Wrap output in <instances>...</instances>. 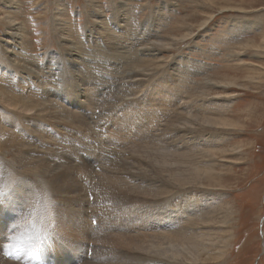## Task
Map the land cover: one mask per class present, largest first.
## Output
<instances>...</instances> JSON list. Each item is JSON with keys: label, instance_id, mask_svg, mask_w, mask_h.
<instances>
[{"label": "bare ground", "instance_id": "6f19581e", "mask_svg": "<svg viewBox=\"0 0 264 264\" xmlns=\"http://www.w3.org/2000/svg\"><path fill=\"white\" fill-rule=\"evenodd\" d=\"M8 3L14 4V0H7L2 4L4 5ZM94 3L92 4L93 6H95ZM230 6L232 5L224 4L221 8L224 9L225 7ZM128 12L129 11L125 8L124 4L121 5V7L116 8L111 17L106 18L103 17L100 10H93L90 16L95 18V21L89 22L91 23V28L84 31V37L90 43L96 42L97 40L94 32L98 31L99 35L102 34V36H100L101 39L110 42V40H113L116 36L109 29L107 24L109 26L112 24L115 26L117 23H129L130 18L128 17V22L126 20L127 15L129 16ZM18 15L17 11L14 12L12 10L0 12L2 23H4L5 20L9 22L10 28L7 27V33L5 34L6 39H4L7 45L4 46V50L10 53L11 56H7L10 61L7 60L8 63L5 60V56L0 52V58L4 59L3 62L5 63L3 65L5 71L0 73V162H2V165H0V183L15 178L20 181L21 186L26 188L27 192H29V196L28 198H25L18 192H12L6 202L0 204V261L2 258H6L7 264H34V261L26 255V251L30 244L29 237L32 234V229L30 227H24L21 231L20 229L13 231L10 218L12 217L11 211H13L15 207H19L18 205L23 198L24 200L28 199L29 202L34 204L32 188L34 186L39 187L41 184L47 186L48 193L52 201L55 203L58 202L56 201L57 198H55V196L58 197V193H62L63 191L69 193H66L67 195H61L66 205L56 203V216L50 217L53 204L49 209L46 202L41 199L39 204L36 205L35 215L32 216V220H29L35 222L37 228H39L41 232L47 231L50 233V239L42 241L41 246L36 250L41 258V262L46 261L51 262L52 264H74L76 261H81L83 264H100L102 262L116 260L115 264H171L168 259L173 258H160L148 255L147 253H157L162 256H169V252L171 251L169 250L170 246L171 249L174 250L177 248V243L194 246L198 249V252L201 253V256L207 255L208 259L215 258L222 261L226 258L228 251H230V238L232 237H226L224 232L231 235L234 223L233 219L230 218L227 207H223L219 214L214 215V218L208 220L209 217L206 216L208 211L203 207V202L205 201V199H203L205 198L204 192L201 194L197 190H192L191 193L184 196L179 191H174L172 194L162 197L159 202L150 201L146 196L154 191V183L160 187V189L154 193L156 194L155 196H163L177 185H192L193 182H196L197 187L201 189H204L203 186L205 185V181L211 187L222 184L223 180L227 177L224 167L230 168V164L233 163V161H230L233 160L231 159V155H239L238 153L242 151H237L236 149L241 146L231 143L227 145L228 147H224L227 142H230L232 133L222 134V132H219V135L221 136L217 141L211 136H208L205 138V141L202 142V139L200 138L206 136L204 134H198L199 132L197 131L202 130L206 126L215 127L214 129L218 130H238L237 126L239 124L236 123L237 120H232V117L227 115H219L227 113L224 110L229 107V103L231 102H233L232 104L234 105L232 111H235V109H237V102L235 103V96H223V99L229 100H222V97L216 99H210V96L207 98L203 97L207 92L205 85L210 89V86L207 85L214 84L215 86L218 82L222 84L223 89H226V87L233 86L234 84L239 86H242L243 84H238V82L234 81L233 76L230 77L229 74H223L221 76L222 79H219L216 83L210 84L211 81L207 76L206 83L199 82V90L197 89L199 93L196 95L197 97L193 96L194 102L192 104L190 103L191 106H189L190 104L184 105V103H180V99L178 98L179 94L176 95L174 89L181 90V88L187 84V79L190 78L188 75L191 76L190 74L196 73L193 68H191L196 62L190 67L188 66L190 65L189 61H182L180 67H174V70L171 66L165 65L164 70L167 68V75L163 77L164 84L160 85L164 100H156V102L164 104L165 108L160 110L154 105L147 106L150 102L148 97L136 100L134 103L140 104L139 111L146 113V116L141 118L144 125H141L142 123L140 124L138 122V119L135 118L136 116L133 118L130 117L131 119H129V121L132 125L124 122L119 133L116 132L118 138L125 141H133L135 143L130 146V142H127V144L120 149L114 147L110 150L107 148L109 146H104L106 141H102L101 133L96 130L97 126H101L99 121L94 119V116L98 117L100 112V108H97L98 102H102L101 108H103V113L105 108L112 104L115 99L121 101L127 99V97H121V94L130 96L135 90H138L140 93L141 89L146 85L142 83V79L143 77L148 76L151 69H149L144 62H141L138 65L133 66L135 67L133 69L126 68L128 70H125L121 75L119 74L122 78L116 77L115 79L108 80L109 82L116 84L118 87L116 97L113 99H109V97L100 98L95 95L84 96L83 94L77 93L80 91L82 92V87L84 86V82H81L80 80L75 81L71 79V86H65L66 80L61 83L58 81L57 84L59 87L54 88V83L47 77L48 74H42L41 70L39 71L38 69L32 70L33 61L31 62V58L27 57V55L22 52L23 50L17 48L23 44L26 37L23 25L17 22ZM63 15L64 13L61 11L57 14L58 34L63 42H66V44L70 46L71 51L68 53L66 52V56L65 54H60L58 56L48 54L47 56H44L53 65L56 63L58 64L57 61L63 59L62 63L59 64V67H62L63 65V68L68 74L74 73H72L74 70L73 67L69 68L68 65L76 61L75 72L79 78L85 77L88 60L84 57H79L78 61L73 60V58H75L74 55L80 53V51L77 49L78 45L76 46L74 42L75 37L72 31L73 28L69 26L67 21H64ZM152 18L153 22L149 20L151 19L150 17L147 23H141L137 27V32L140 33L142 36L141 38H143L138 43V46L136 48L134 46L135 49L131 50V52L122 50L123 54L126 53L129 56L130 53L132 54L134 51L138 54L135 55L138 57L137 61L154 60L153 58H157L158 52L156 46L158 45L156 43L160 44L159 46H165L167 41L165 38H159V28L157 27L158 25H156L157 22L154 21L156 18ZM257 24L259 25V30L262 29V22L251 23L250 28ZM100 26L102 29L105 28V30L99 31ZM128 26H126L127 29ZM246 28L249 27L245 26L241 31L245 32V30H248ZM123 29L124 28L121 30ZM87 31L89 34H87ZM146 31H149L150 33H146ZM241 31L238 34L231 36V38L229 37V42L232 41L234 43H239L236 46V49H239V52L233 51L230 56L234 55L235 57L238 55L239 57L242 54L243 49H253V51L263 50V48H259L264 45L263 29L260 34L261 40L259 47L255 45L252 38H247L245 40L242 39L243 37L241 38V36L243 33H241ZM133 34L137 35V33ZM120 35L122 36L123 32ZM229 38H227V41ZM160 41H162V43ZM10 42L12 45H8ZM166 45L168 46V44ZM104 47L106 51H108V54L102 55V59H104V56L109 59H116L114 54L120 53L115 52L114 47H109L108 45ZM238 57L233 58V60L236 59V62H240L233 65L238 66L241 64L243 59H239ZM186 64L187 66H185ZM105 65L108 66L109 64L105 63ZM182 65H184V67H182ZM0 66L2 65L0 64ZM178 69L180 72L175 83L174 77L177 75L175 72L179 71ZM259 69L257 68L256 70H259L263 76L264 72L262 68ZM29 70H32L33 75L39 73L38 76L35 75L36 77L34 78L37 82L41 83L36 86L38 95L32 94V96H29V94L25 93V90L23 91V89L17 86L18 83L15 81L16 78L11 79L8 77V75L19 76L22 74H20V71L27 72ZM195 70L197 71V68ZM29 74L31 75V73ZM255 74L254 78H260L259 74ZM56 75L58 76V74ZM29 78L27 76L22 77V83H27L30 80ZM154 78L156 80V77ZM210 78H215V80H217L215 76H210ZM244 78H246V76ZM148 80L151 81L150 78L143 79L144 82ZM123 82L124 84H122ZM216 86L218 85L216 84ZM91 88L97 90V88L92 85ZM78 98H82V100L78 101ZM151 101L153 102L154 100ZM176 103L179 104L175 108L174 106ZM2 104L15 108V110H12L17 112L12 111V114H9L10 110L8 108L6 110V107L3 108ZM137 108L138 107H135V109ZM176 109L180 111L177 112ZM201 109H205V111H202ZM29 112L30 114H28ZM167 112L170 114L175 112L176 115H168ZM42 115L47 117L48 120H45V117L43 118ZM129 115H131V112ZM158 116L163 117V120L160 122V125H155V122L159 120ZM5 117H7V119H5ZM98 118L100 119V117ZM70 125H73L76 128L77 135L81 134L80 144L82 149L75 154V156H78L77 158L73 155H69V157L64 156L63 158L58 149L56 150L48 147L45 142L34 136L35 134H38L40 135V138H42L46 133H53V129H57V127H59V129H66V133H69L70 131L68 127H70ZM162 131L165 132L163 133ZM161 132L163 134L156 140L157 135ZM6 136H9L13 141H16L17 139L21 140V142H18L17 140L16 143V147H19L20 151H22V155L19 154L21 157L20 162L23 163L21 164L22 171L20 178H18V176L13 177L14 175H17V171L14 168L15 166L12 167L10 165L12 163H8V158H6L7 153H4L6 156L3 154L2 141ZM15 136H17V139H14ZM58 136L59 135L57 134L56 137ZM49 137L53 138V136ZM214 137H216V135ZM152 138L159 143H152ZM87 139H90V142L86 143L85 140ZM96 142H99V148L96 147ZM213 143L216 144L215 148H202V145H211ZM158 144L165 149L169 147L172 148L168 149L169 152L162 151L159 150L161 148ZM229 146L234 148L229 149ZM13 147H15V145ZM49 149H54V151L52 153H47ZM117 149H119V151L115 152V155L119 154L121 151V160H117L118 158H116L114 161H110V159L108 161V159L105 158L106 155L109 154L108 152H113ZM227 151L229 154H227ZM35 152H37V154L38 152H41L42 156H44L37 159L35 158ZM235 152L238 153L236 154ZM131 154H137L135 157L137 161L132 159ZM37 156L39 157V155ZM63 159H65V161L62 162ZM78 159L80 163L77 164V167L76 165L74 167H72V165H67L66 167L63 165L66 161L77 162ZM214 159H216V161H214ZM131 160L134 163H130ZM202 161H206L208 166L205 168L204 166H200L198 163H201ZM94 162H98L97 166L100 168V172L93 169L92 164ZM102 162H104L103 165ZM10 168L13 169L11 172ZM6 174L8 175L5 176ZM96 177L98 178L97 183L95 182V180H97ZM155 179L161 180V182ZM55 182L57 183L56 186ZM116 188L126 199L125 205H121L123 209L121 211V219H119L120 222L123 223V227L120 226L118 230L119 233H115V238L112 239L113 241H117V243L115 242L117 245L116 251L111 252L104 246L100 247L98 244L99 249L101 248V256L98 255L93 258L96 247V240L94 238L100 236L102 232L112 229L113 217L104 213H101L103 215L97 214L93 209L95 203L93 197L90 198L91 202H89V193L95 194L96 190L106 194L108 193L107 190L117 191ZM56 189H58L59 192H57ZM221 196L220 193L214 192V196L211 199L218 200ZM213 204H215V201ZM87 205L90 206L88 210ZM114 208L116 209L117 206L114 205ZM58 213H61V215ZM85 217H88L90 222V231L89 226L86 224ZM62 223H66L77 236L76 238L78 241L83 244H71L68 240L72 237L66 233L64 229H62L61 233H58L61 229ZM207 223L208 226L206 225ZM223 223L226 225L222 226ZM136 224H138V227H136ZM221 226L228 229L215 231V227L218 228ZM138 228L144 230L153 229V231L157 228L159 229L156 230L157 233L153 235L145 233L142 237L131 238L130 241L129 239H126L124 241L127 232L137 230ZM110 234L114 233H107L104 237L108 238ZM10 235H16L20 238L15 242L14 248L8 247V245L13 242L5 241ZM89 237H91L90 240ZM101 238H99L98 242ZM218 244H221V246H218L219 248L217 247ZM123 245L131 246L138 249V251H128L120 248ZM215 247L216 250L217 248L219 249L217 252L213 251L215 250ZM17 248L20 250L17 251ZM7 251H10L11 254L15 253L13 256H9ZM139 251H143L145 254ZM89 252H91L90 257ZM172 253L173 257L178 258L180 256L178 251H173ZM17 257L20 258L18 259ZM8 258L18 260V263L13 262Z\"/></svg>", "mask_w": 264, "mask_h": 264}, {"label": "rangeland", "instance_id": "374dc122", "mask_svg": "<svg viewBox=\"0 0 264 264\" xmlns=\"http://www.w3.org/2000/svg\"><path fill=\"white\" fill-rule=\"evenodd\" d=\"M5 1L7 0H0V12L10 11V10L14 12L17 11L19 14L17 22L23 25L24 31L26 33V37L25 40L23 41V44H21L17 48L23 50L22 52L25 53L27 57L31 58V62L33 61L32 66L34 67V68L32 67V70L38 69L39 71L41 70L42 74L43 73H46V75L48 74L47 77L51 80V82L54 83L53 85L54 88L59 87V85L57 84L58 81L61 83L62 81L66 80L67 77L70 76L72 80L75 81L80 80L81 82H84V86L82 87V92L80 91L77 93L83 94L84 96L95 95L100 98L109 97V99H113L114 97H116V92L118 90V87L116 84L111 83L108 80L115 79L116 77L122 78L119 76V74L121 75L122 73H124L125 70H128L126 68L133 69L135 68L133 66H136L141 62H144L145 65L149 69H151L148 73V76L143 77V79L150 78L151 81L148 80L149 81L148 83V81L144 82L142 79V83L146 85L141 89L140 93L138 92V90H135L130 96H125L121 94V97H127V99L124 101L115 99V101L112 104L108 105L105 108L103 113H102L103 108H101L102 102L101 103L98 102L97 108H100L98 117H100V119L97 116H94V119L98 120L101 126H97L96 130L101 133L102 141H106L104 143V146L105 147L109 146L107 148H109L110 150H112V148L114 147H118L120 149L122 146L127 144V142H130V146L133 145V143H135L133 141H129V140L125 141L122 140L121 138H118V136H116V132L119 133L124 122L132 125L129 119L135 116H136L135 118L138 119V122L140 124L142 123L141 125H144L141 118H144L146 116V113L139 111L140 104L138 103L135 104L134 102L136 100L142 98L145 99L146 97H148V99L150 100L149 102L150 104L148 103L147 106L154 105L158 107V109L160 110L162 108H165L164 104L156 102V100L157 101H159L160 99L164 100L163 92H161L160 85L164 84L163 77L167 75V68L166 70H164L165 65H169L173 69L174 67L177 66L179 68L180 63L182 61H186V60L189 61L190 65L188 66L190 67L192 64L196 62L194 64L195 67L194 66L191 67L196 73H194L195 75L190 74L192 77L188 75V77H190L189 78L190 80L187 79L188 82L184 86L185 88L182 87L181 90L179 89L180 91L178 89H174V93L176 95L179 94L178 98L180 99V103L182 104L184 103V105L185 104L189 105L190 103L192 104L194 102L193 96L197 97L196 95H198L199 93L198 92L199 82L206 83L207 76L211 81L210 84L216 83L219 79H222L221 76L223 74H227V75L229 74L230 77L233 76L234 81L238 82V84H243L242 86L234 84L233 86L226 87V89H223L222 84L218 82L216 83L218 86H216V84L215 86L214 84L207 85L210 86V89L205 85L207 92L206 95H203V97L207 98L210 96L209 97L210 99H216L222 97V100H229V99H223V96L224 95L235 96L236 97L235 103L237 102V106H236L237 109H235V111H232L234 105L232 104L233 102H231L229 103V107L226 110H224L227 113L219 114V115H227L232 117L231 118L232 120H237L236 123L239 124L237 126L238 130L235 131L218 130V129H214L215 127L206 126L202 130L197 131L199 132L198 134L200 135L204 134L206 136L204 138H200L202 139L201 140L202 142H204L205 138H207L208 136H211L213 139H216L217 141V139L220 138L221 136L219 135V132H222V134L232 133V138L230 139V142H227L224 147H228L227 145L231 143L238 144L241 146L236 150L242 152L239 153L235 152L236 154L238 153L239 155H235V154L231 155L232 156L231 159L233 160L230 161H233V163H231L230 165L233 168L231 166H229L230 168L224 167L225 173H227V177L223 180L222 184L211 187L205 181V185L203 186L204 189H201L197 187L196 182H193L192 185H186V186L177 185L176 187L170 189L169 192L164 194L163 196H155L156 194L154 193H156L158 189H160V187L154 183L153 184L154 191L150 192L149 195L146 196L147 199L150 201L159 202L162 197L172 194L174 191H179L184 196L191 193L192 190H197L201 194L202 192H204L205 198L203 199H205V201L203 202V207H205V209L208 211V214L206 215L207 217H209L208 220L214 218V215L219 214L223 209V207H227L228 213L230 214V218L233 219L234 222L231 230L232 232L231 235L228 234L227 232H224L226 237L229 238L232 237L230 238L231 240L229 246L230 251H228L227 257L224 258L222 261L215 258L208 259L207 255L201 256L200 255L201 253H199L198 249L195 248L194 246L186 245V244L182 245L181 243H177V248H175L174 250L171 249L170 246L169 250L171 251L169 252L170 254L169 256H162L157 253H147V254L160 258H167V259L173 258V259H168V261L171 264H214V263L264 264V74L262 76L261 72L259 71L260 70L259 68H262L264 72V45H262V47H259V43L261 40L260 34L262 32V29L264 30V0H91V1L90 0H14V4L8 3L3 5L2 3ZM93 3L95 4V6L92 5ZM223 3L232 6L225 7L223 9L221 8V6L224 5ZM123 4L125 8L128 9L129 11L128 12L129 16L127 15L126 20L128 22V17H129L130 22L117 23L115 26L112 23H111L112 25L110 26L107 24L109 29L114 33L116 37L113 40H110V42H106L103 39H101L100 36H102V34L99 35L98 31L97 32L95 31L94 35L97 41L90 43L84 37L85 36L84 31H86L88 28H91V23L89 22L95 21V18L90 16L93 10H100V12H102L103 14V17L105 18L111 17L114 14L116 8L121 7V5ZM60 11L64 13L63 15L64 21H67L69 26L73 28L72 31L75 37V38L73 37L75 39L74 42L76 46L78 45L77 49L80 51V53L74 55L75 58H73V60L78 61L79 57L80 58L84 57L85 59L87 58L88 60L85 77L79 78V76L75 72L76 61L68 65L69 68L73 67L74 69L72 71V73L74 72L73 74H68L66 70L63 68V65L62 67H59V64L62 63L63 59H61V61L58 60L57 61L58 64L56 63L53 65L49 62V60L45 58V56H47L48 54H53L57 56L60 54H65L66 56V54L69 51H71L70 46H68L66 42L64 43L60 35L58 34L57 14ZM1 16H0V52L5 56V60L9 61V58L7 56L9 57L11 56L10 53L4 50V46L7 45L4 39H6L5 34L7 33V29L10 28V26H9V22H7L6 20L4 21V23H2ZM150 17L151 19H149ZM152 17L156 18L154 21L157 22L156 25H158L157 27L159 28L158 29L159 38L160 39L165 38L167 41L166 44H168V46L166 44L165 46L163 45L159 46L160 44L156 43L158 45L156 46L157 47L156 50L158 54H157V58H153L154 60L137 61L138 57L135 55L138 54L134 51L132 54L130 53L129 56L126 53H124L125 54L124 55L122 50L123 51L127 50L128 52L129 51L131 52V50L135 49L138 46L140 40L143 39L141 38L142 37L141 34L137 32V27L139 26V24L147 23V21L149 20L153 22ZM260 22L263 23L261 26L262 29L259 30L258 24L250 28L251 23H260ZM126 26H128V29ZM245 26H248L249 28H246L248 30L242 32L241 30L243 29V27L245 28ZM122 28H124L125 30L124 29L121 30ZM104 30L105 28L102 29L100 26L99 31H104ZM240 31L241 33H243V35L241 36V38L243 37L242 39L245 40L247 38L249 39L252 38L255 45L259 48H263V50L253 51V49L250 50L248 48L249 50L243 49L242 54L239 57L238 55H236L235 57L234 55L230 56V54L233 51L239 52V49H236V46L239 43H234L232 41L231 42L229 41L231 36L238 34ZM122 32L123 35L121 36L120 34ZM133 33H137V35ZM146 33H150V32L146 31ZM87 34H89L88 31ZM227 38H229L228 41ZM160 42L162 43V41ZM8 45H12V43L10 42ZM106 45H108L109 47H114L115 52H120L114 54L116 59H109L106 58V56H104V59H102V55L108 54V51H106L104 47ZM127 46L128 47L132 46V47L128 48ZM1 53H0V57H1ZM96 57H98L99 60ZM236 57H238L239 59H243L241 64H239L238 66L233 65V64H238V62H240V61L236 62V59L233 60V58ZM0 60H1L0 64L2 65L0 66V73H2L3 71H5V67L3 66L5 63L3 62L4 59L0 58ZM105 63H108L109 65L106 66ZM185 66H187V64ZM182 67H184V65H182ZM196 68L197 71L195 70ZM257 68L259 70H256ZM32 70H29L27 72L20 71V74L21 73L22 74L19 76L8 75V77H10L11 79L16 78L15 81L18 83L17 86L23 89V91L25 90L26 91L25 93L29 94V96H32V94L38 95L36 86L41 84L34 79L36 76H38L39 73L33 75ZM179 72L180 70L175 72L177 74L174 77L175 83H176V79L179 76ZM199 72H201L202 74ZM29 73H31V75ZM255 73L259 74L260 78L262 79L254 78V76L256 75ZM56 74H58V76ZM25 76H27L28 78L30 77L29 78L30 80L27 83H22V77ZM210 76L212 77L215 76L217 80H215V78L214 79L210 78ZM243 76L244 77L246 76V78H244ZM51 77H53L54 79ZM154 77H156V80ZM87 82H89L90 84ZM122 84H124V82ZM91 85L96 87L97 90H93L91 88ZM77 100L78 101L82 100V98H78ZM151 100L154 101L152 102ZM178 104L179 103H176L174 107L176 108ZM191 104L189 106H191ZM2 105L3 108L6 107V110L7 108L10 110L9 114L10 113L12 114V111L15 110V108L8 107L5 104ZM135 107H138L137 108L138 110L135 109ZM176 110L177 112L180 111L178 109ZM201 110L205 111V109H201ZM130 112L131 115H129ZM28 114H30V112ZM167 114L176 115L175 112H173L172 114L167 112ZM42 117L44 118L45 116L42 115ZM44 119L48 120L47 117H45ZM158 119L159 120L155 122V125H160V122L163 120V117L158 116ZM68 129L70 132L66 133L67 132L65 131L66 129H59V127H57V129L56 128L53 129L52 131L53 133L50 134L46 133L42 138H40V135L38 134H35L34 136L45 142V144L48 147L54 148L56 150L58 149L60 154L63 156V158L64 156L69 157V155H73L75 158H77L78 156H75V154L80 149H82V146L80 144L81 134L77 135L76 128L73 125H70ZM162 132L159 133V135H157L156 140L159 139L160 136L165 131L163 133ZM57 134L59 135L58 137H56ZM215 135L216 137H214ZM49 136H53V138H50ZM6 137H4L5 139L3 138L5 141L4 140L2 141L3 154L7 153V156L5 154L4 155L6 156V158H8L7 160L8 163L9 164L12 163L10 164L12 167L15 166L14 168L17 171V175L16 176L14 175L13 177L18 176V178H20L22 171L21 164H23L22 162H20L21 161L20 155H22V151H20L19 147L18 148L16 147V143L17 140L18 142H21V140L17 139V136L14 137V139H17L16 141H13L9 136L7 138ZM152 140H153L152 143H156V142L159 143L158 141L154 140V138H152ZM85 142L86 143L90 142V139L85 140ZM14 145L15 147H13ZM96 147L97 148L100 147L99 142H96ZM159 147L161 148L159 150L162 151H168L169 148H172L169 147L165 149L161 145H159ZM215 147H216L215 143L211 145L210 144L202 145V148L204 149L215 148ZM231 148L234 147L229 146V149ZM54 149L53 150L49 149L47 153L48 152L52 153ZM119 149L113 152H108L109 154L106 155L105 158L108 159V161L109 159L110 161H114V159L116 158H118L117 160H119L120 158H122L120 156L121 151L119 152V154H117L118 156L115 155V152L119 151ZM227 154H229L228 151ZM37 155H39V157ZM35 156H36L35 158L39 159L44 155L42 156L41 152H38V154L37 152H35ZM131 156L134 161H137L135 158L137 154H131ZM63 161H65V159H63L62 162ZM214 161H216V159H214ZM77 162L66 161L63 163V165L65 167L67 165L69 166L72 165V167L76 165L77 167L78 166L77 164L80 163L79 159L77 160ZM131 162L134 163L132 160L130 161V163ZM103 163L104 162H102V165ZM97 164L98 162H94L92 164L93 169L96 170L97 172H100V168L97 166ZM198 164L200 166H204V168L208 166V163L206 161H202L201 163ZM11 170L13 169L10 168V172ZM7 175L8 174H6L5 176ZM155 180L161 182V180L158 179ZM97 181L98 178L97 180H95V182L97 183ZM56 185L57 183L55 182V186ZM116 190L117 191L107 190L108 193L106 194L96 190H95V194L89 193L88 191L89 202H91L90 201L91 197H93L95 201L93 205L94 211L99 215H103L101 213H104L111 215L113 217L112 229L108 231H104L100 236L94 238L96 240V247L93 258L98 255L101 256V251H100L101 248L99 249L98 244L100 245V247L104 246L105 248H107V250H110L111 252L116 251L117 241L116 240L113 241L112 239L115 238L114 237L115 233H119L118 230L120 226L123 227V223L120 222L119 219H121V211L123 209L121 205H125L126 202V199L122 196L120 191L117 188ZM56 191L59 192L58 189H56ZM13 192H18L19 194L23 195V197L25 198H28L29 196V192H27L26 188L21 185ZM63 192L58 193L59 198L55 196V198L58 199V200L56 199V201H58L56 203L60 205H66L61 195L69 194L68 192H66L67 194L65 192L63 194ZM214 192H218L222 196L218 200L217 199L213 200L211 198H213ZM214 201L215 204H213ZM56 203L55 202L53 203L52 212H50V217L56 216V209H55ZM33 205L34 204L29 202L28 199L24 200L23 198L21 203L18 205L19 207H15L13 211H11L12 212V217L10 218V221L12 222L11 224L12 225L15 224L20 219L21 214L22 213L26 214L28 212L29 207ZM114 205L117 206L116 209L114 208ZM88 208H90V206L87 205V210ZM58 214L61 215V213ZM32 218H33L32 216H28V220L30 219L32 220ZM85 219H86V224L89 226V231H90V222L88 220V217L87 218L85 217ZM206 225L208 226V223ZM225 225L226 224L223 223L222 226ZM222 226L218 228L215 227L214 228L215 231L228 229L226 227L223 228ZM136 227H138V224H136ZM23 228L24 227L19 228L20 231ZM62 229H64L66 233H68L72 237L70 240H68L71 244H83L80 243V241H78V239L76 238L77 236L67 226L66 223H62L61 229L60 231H58V233H61ZM158 229L159 228L155 229V231H153V229L144 230L142 228H138L137 230L134 231L129 230L130 232H127L124 241L126 239H129L130 241L131 238L142 237L145 233H150L153 235L157 233L156 230ZM107 233H114V234H110L108 238H105L104 236ZM10 236H8L5 241H10L8 240ZM99 238L101 239L98 242ZM90 239L91 237H89V240ZM218 246H221V244H218L217 247ZM120 248L128 251H132V250L138 251V249H135L127 245H123ZM218 248L217 250H219ZM214 249L215 250L213 251L217 252L216 247ZM173 251H178L180 253V256L178 258L173 257L172 256ZM139 252L144 253L143 251H139ZM7 253L9 256H13L15 252L9 254L10 251H7ZM90 256H91V252H89V257ZM8 259L18 263V260H13V258H8ZM39 259H40V264H52L51 262H46V261L41 262L40 257ZM4 263H6V258H2L0 261V264H4ZM115 263L116 260H110L107 262H102L100 264H115ZM74 264H83V263L81 261H76Z\"/></svg>", "mask_w": 264, "mask_h": 264}, {"label": "snow or ice", "instance_id": "6c2138e0", "mask_svg": "<svg viewBox=\"0 0 264 264\" xmlns=\"http://www.w3.org/2000/svg\"><path fill=\"white\" fill-rule=\"evenodd\" d=\"M65 86H71V77H67ZM7 119V117H5ZM20 186V181L15 178L5 180L4 182L0 183V204L6 202L7 198L10 194L16 190ZM33 196H34V205L30 206L28 212L22 213L20 219L12 225L13 231L21 227H30L32 229V234L29 237L30 244L26 251V255L34 261V264H40L39 255L37 253V249L41 246L42 241H47L50 239V233L47 231L41 232L39 228H37L35 222L29 221L28 216H34L36 212L35 205H38L40 200L43 199L46 202L47 207L50 209L51 205L54 203L51 200V197L48 193L47 186L41 184L39 187H33ZM58 235V234H57ZM20 238L16 235H12L9 237V240L13 243L8 245L9 247H14L15 242H17ZM20 249L17 248V251ZM11 254V253H9ZM18 259L20 257H17Z\"/></svg>", "mask_w": 264, "mask_h": 264}, {"label": "clouds", "instance_id": "9594fccd", "mask_svg": "<svg viewBox=\"0 0 264 264\" xmlns=\"http://www.w3.org/2000/svg\"><path fill=\"white\" fill-rule=\"evenodd\" d=\"M0 165H2V162H0Z\"/></svg>", "mask_w": 264, "mask_h": 264}]
</instances>
